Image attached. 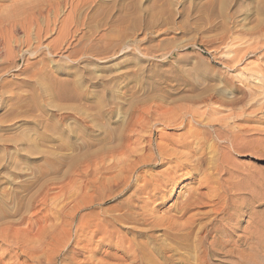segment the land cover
<instances>
[{
  "label": "rangeland",
  "instance_id": "rangeland-1",
  "mask_svg": "<svg viewBox=\"0 0 264 264\" xmlns=\"http://www.w3.org/2000/svg\"><path fill=\"white\" fill-rule=\"evenodd\" d=\"M22 1L0 0L3 10L0 18L10 19L12 12L28 5L26 0L24 5ZM30 1L33 4L39 0ZM71 1L76 10L74 18L68 20ZM218 1L215 4L211 0H62L56 15L51 11L46 14L48 20L38 17L36 26L29 24L27 38L18 26L14 28L8 56L3 54L0 59V84L4 85L0 87V202L7 213L13 214L9 220L21 222L28 217L34 197L45 185L66 182L72 173L78 172L85 157L108 148L109 140L120 137L135 110L150 98H164L166 106L219 109L220 115H224L230 113V106L216 101L228 103L233 92L243 97L245 104H258L251 109L255 114L244 118L252 119L251 123L260 128L264 126V27H256V20L264 23V14L257 15L261 0ZM63 19L68 27L74 26L72 32L79 27L76 36L80 40L59 36ZM38 27L42 29L41 39L35 36ZM28 47L30 54L25 52ZM120 47L124 49L121 51ZM70 52L73 58H68ZM15 57H19L18 65L10 68ZM142 83H148L149 87H143ZM63 91L76 96L72 100L63 98ZM251 96L255 98L251 100ZM236 108L241 109L239 105ZM177 125L165 129L155 125L152 127L155 138L163 133L165 138L167 135L168 139H179L185 130L179 125L176 128ZM156 127H162L161 132ZM251 139L255 143H247L248 148L253 144L251 149L264 148L259 140L264 139V134L256 133ZM254 152L227 155L228 170L234 174L230 173L231 178L236 179L230 178L229 182L236 183L241 178L239 183L244 184L251 178L246 177L253 175L251 179L255 181L250 179L245 184H264V155ZM142 170L146 175L156 171L153 167ZM86 176H74L73 188L70 187L74 192L69 189V195L79 191ZM89 179L92 180L91 175ZM95 195L100 196L101 192ZM54 203L58 204V200ZM113 204L103 205V210L91 209L93 215L85 219L92 221L97 212L101 213L97 219H108L111 213H105L104 209ZM247 207L248 203L237 205L228 211L227 219L222 215L215 218L219 220L222 216L220 222L236 218L244 227L249 222L248 212L243 214ZM263 208L255 211L261 212ZM87 212L90 211L81 214ZM257 240L258 257H264V231ZM74 255L79 260L90 257L88 253L85 258L79 253ZM74 255H68L65 264ZM263 257L256 263L264 264ZM19 262H24V258Z\"/></svg>",
  "mask_w": 264,
  "mask_h": 264
},
{
  "label": "bare ground",
  "instance_id": "bare-ground-1",
  "mask_svg": "<svg viewBox=\"0 0 264 264\" xmlns=\"http://www.w3.org/2000/svg\"><path fill=\"white\" fill-rule=\"evenodd\" d=\"M26 1L28 5L23 0L21 3L26 6L17 7L21 10L12 12V15L9 13L10 19L0 18V59L3 54L6 57L10 50L8 45L13 40L10 35L16 26L27 38L29 24L34 23L36 26L38 17L46 18V14L51 11L56 15L62 2L35 0L37 2L32 4L30 0ZM216 1L211 0L215 4ZM258 4L257 15L264 14V0ZM70 8L68 20L74 18L73 1ZM63 20L65 23H60L62 36L60 33L59 36L80 40L81 37L76 36L79 27L76 26L72 32L73 25L68 27L66 19ZM256 27H264V23L256 20ZM37 29L35 36L41 39L42 29ZM29 47L25 52H30ZM72 56L70 52L68 58ZM15 58L10 68L18 65L19 57ZM142 84L143 87H149L148 83ZM0 87L4 85L0 84ZM63 93V98L71 100L76 96L68 91ZM236 95L232 92L228 103L223 100L220 102L221 99L216 101L219 105L223 103L230 106L231 111L226 115H220L219 109L209 107L201 110L200 106L172 105L173 102L172 106H166L164 98H150L135 113L132 112L134 114L117 140H109L111 145L108 148L92 152L79 164L75 175H88V178L81 180L78 192L73 195L68 193L69 189L73 191V173L66 182L64 180L55 186L48 183L34 197L32 212L22 218L21 222L9 220L13 214L7 213L3 208L4 203L0 202V264H65L68 255L78 253L84 258L88 253L90 257L79 260L74 255L75 259L68 261L69 264H257L259 257H263H258L260 251H257L256 242L259 234L264 231V220H261L264 218V208L261 212L255 209L264 206V184L256 186L257 183H251L250 186L245 184V177L244 184L239 183L242 182L241 178H238L239 182H229L234 174L229 172L226 158L231 152L243 153L249 150L264 155L262 147L251 149L253 144L248 148L250 142L255 143L251 139L252 135L264 134V126L260 128L251 123L252 119L249 120V116L254 113L251 109L256 105L251 101L254 96H251L252 103L248 105L243 102V97ZM238 105L241 109L236 108ZM171 124H178L180 129L185 130L179 139L171 140L167 135L165 138L163 133L155 138L152 127L160 125L165 129ZM162 127H156V131L162 130ZM259 140L264 144V139ZM147 167H153L156 171L143 174L142 169ZM97 191L101 192L100 196L95 195ZM57 200L58 204L55 205ZM109 202L114 204L104 209L105 213H111L108 219H97L101 214L97 212L94 214L96 218L93 216L92 221L87 220L90 218L88 215L94 213L91 209L103 210L102 206ZM246 203L248 211L243 212L249 214L246 226L243 227L238 219L232 217L228 222H220L222 216L228 218L231 208L237 205L242 207ZM165 205L168 206L163 210ZM87 210L90 212L81 214ZM217 215H222L219 216L220 221L215 218ZM261 246L258 250H261ZM21 257L24 262H19Z\"/></svg>",
  "mask_w": 264,
  "mask_h": 264
}]
</instances>
